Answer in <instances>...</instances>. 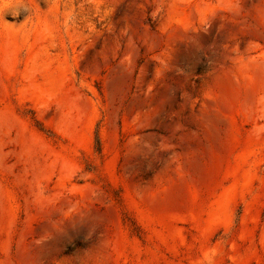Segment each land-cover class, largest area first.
Here are the masks:
<instances>
[{"label":"rangeland","instance_id":"rangeland-1","mask_svg":"<svg viewBox=\"0 0 264 264\" xmlns=\"http://www.w3.org/2000/svg\"><path fill=\"white\" fill-rule=\"evenodd\" d=\"M0 264H264V0H0Z\"/></svg>","mask_w":264,"mask_h":264}]
</instances>
